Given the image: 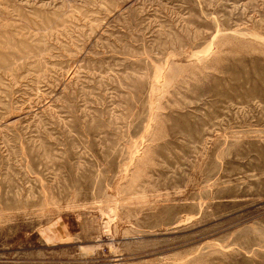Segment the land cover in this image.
<instances>
[{"label": "rangeland", "instance_id": "obj_1", "mask_svg": "<svg viewBox=\"0 0 264 264\" xmlns=\"http://www.w3.org/2000/svg\"><path fill=\"white\" fill-rule=\"evenodd\" d=\"M0 264H264V0H0Z\"/></svg>", "mask_w": 264, "mask_h": 264}]
</instances>
